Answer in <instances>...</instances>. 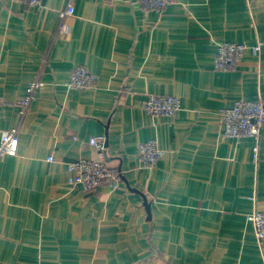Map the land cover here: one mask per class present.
Wrapping results in <instances>:
<instances>
[{"label": "crops", "instance_id": "obj_1", "mask_svg": "<svg viewBox=\"0 0 264 264\" xmlns=\"http://www.w3.org/2000/svg\"><path fill=\"white\" fill-rule=\"evenodd\" d=\"M68 3L0 0V134L18 136L17 154L0 158V264H264L245 220L264 208V129L254 159L256 142L220 125L235 101L264 103V0H176L161 15L73 0L59 34ZM225 42L246 48L234 72L214 68ZM75 66L96 82L66 87ZM149 95L179 97L178 116L149 117ZM146 141L164 151L151 169L137 159ZM80 159L116 169L118 185L72 188Z\"/></svg>", "mask_w": 264, "mask_h": 264}, {"label": "built area", "instance_id": "obj_2", "mask_svg": "<svg viewBox=\"0 0 264 264\" xmlns=\"http://www.w3.org/2000/svg\"><path fill=\"white\" fill-rule=\"evenodd\" d=\"M24 5L41 8V0H13ZM136 4L144 13L161 15L163 10L176 0H130ZM73 0H69L67 7L57 13V33L65 30V19L74 14ZM260 44L253 47L259 51ZM245 46L238 43H218L214 56V68L222 72H234L241 62ZM97 77L82 66H75L65 84L72 90H82L91 87ZM44 83L39 79L31 81L26 88L23 99L18 103V112L23 117L30 104L35 100L37 91ZM181 108V101L177 96L149 95L142 104V109L152 119L166 117L175 119ZM220 125L224 138L239 142L242 139L250 138L256 142L252 151L254 159L258 153V141L264 129V103L261 101L237 100L231 107L220 113ZM90 145L100 153L104 149L103 139H89ZM18 151L17 129L3 131L0 134V158L4 156H15ZM164 151L156 141H146L137 146V159L143 168L151 169L162 159ZM48 161H52L49 158ZM70 176L68 185L77 188L82 192L93 191L104 185L116 187L120 175L116 169L109 167L103 161L76 160L69 163ZM254 201V198H251ZM246 222L254 228V233L259 241L264 239V208L255 209L245 216Z\"/></svg>", "mask_w": 264, "mask_h": 264}]
</instances>
